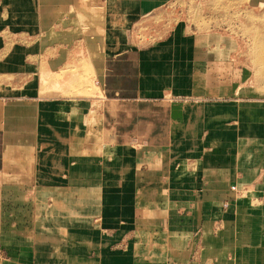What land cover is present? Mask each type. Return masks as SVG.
<instances>
[{"label": "crops", "instance_id": "obj_1", "mask_svg": "<svg viewBox=\"0 0 264 264\" xmlns=\"http://www.w3.org/2000/svg\"><path fill=\"white\" fill-rule=\"evenodd\" d=\"M175 1L1 2L0 264H264V96Z\"/></svg>", "mask_w": 264, "mask_h": 264}, {"label": "rangeland", "instance_id": "obj_2", "mask_svg": "<svg viewBox=\"0 0 264 264\" xmlns=\"http://www.w3.org/2000/svg\"><path fill=\"white\" fill-rule=\"evenodd\" d=\"M2 1L0 0V4ZM256 2L257 0H176L173 2L176 8H171L175 17H184L188 21L194 22L197 28L208 29L211 27V30L232 36L234 49H236L233 56L234 64L248 66V83L251 87L249 90L254 91L255 96H264V3H262L264 0L259 4ZM1 18L5 21L7 12L2 11L0 7ZM64 29L65 25L60 23L55 32L63 33L66 31ZM0 36L8 39L10 43L16 38L23 41V35L16 37L5 29L0 32ZM68 48L70 49L71 45ZM25 62L30 69L33 67L31 55L25 58ZM83 68V72L78 74L73 67H68L66 70L64 68L57 74V79L63 81L65 74H72L74 78L78 76L80 79H86L90 71L86 65ZM36 70L37 72L41 71L39 73L41 81L48 79L49 74L42 67L37 66ZM25 78H31V73ZM60 86V83L56 81L53 93L60 92ZM252 86L258 88H252Z\"/></svg>", "mask_w": 264, "mask_h": 264}]
</instances>
